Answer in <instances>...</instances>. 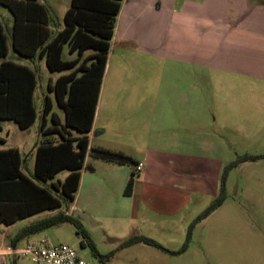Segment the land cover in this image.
I'll return each mask as SVG.
<instances>
[{"label":"crops","instance_id":"crops-1","mask_svg":"<svg viewBox=\"0 0 264 264\" xmlns=\"http://www.w3.org/2000/svg\"><path fill=\"white\" fill-rule=\"evenodd\" d=\"M5 1L0 3V23L7 38L8 54L0 58V66L10 61L36 73L34 105L44 78L49 92L43 93L44 102L49 97L55 107V94L50 87L82 65L78 74L81 77L94 63V51L80 56L77 51H70L69 44L63 47L62 59L78 60L75 69L51 72L46 58L40 56L42 46L64 31L65 15L73 0ZM260 2H121L114 18L107 66L88 138L90 148L122 152L137 165L142 164V169L95 159L89 152L75 201L64 204L66 211L63 207L51 211L52 217L59 213L74 217L78 212L85 227L92 217L101 219L109 210L112 212L122 198L131 201L132 213L157 227L156 236L135 233L129 238H149L162 247H156L162 253L174 252L167 245L174 233L186 230L200 210L220 196L222 175L231 163L229 147L237 144L232 136L240 140L242 136L259 134L264 128V0ZM35 47L34 57L20 55V51L32 53ZM1 133L2 128L0 143L6 144ZM36 145L29 155L18 147L0 151L18 149L23 159L22 171L32 178ZM133 173V192L126 196ZM257 184L262 189L257 204L264 205V174ZM50 185L51 182L46 186ZM226 191H232L229 178ZM235 195H241L240 185ZM251 206L256 215H264V206L259 210L254 204ZM243 207L241 199L232 204L226 200L203 222L221 220L212 230L222 231L225 239L234 231L239 249L245 252V236L254 224L248 222ZM132 246L140 247L141 253L152 258L159 257L150 250L154 246Z\"/></svg>","mask_w":264,"mask_h":264},{"label":"trees","instance_id":"trees-1","mask_svg":"<svg viewBox=\"0 0 264 264\" xmlns=\"http://www.w3.org/2000/svg\"><path fill=\"white\" fill-rule=\"evenodd\" d=\"M123 0H73L71 9L65 15L66 27L53 41L42 46L40 56L46 58L51 72H64L75 69L78 60L63 61V47L70 45V51H77L80 56L85 51L95 52L94 63L82 72L81 66L71 74L61 76L50 92L55 94L56 104L64 111L65 123L62 124L49 97L45 98L41 135L56 136L60 140L43 139L36 145V164L32 178L23 171V159L18 149L10 148L0 151V224L11 226L20 220L34 215L51 212L75 201L79 190L81 174L85 169L88 153L99 160L117 165L137 167V163L122 152L112 151L103 147L90 148L88 134L93 129L103 75L107 66L110 40L113 36L114 18L120 11ZM0 3H6L0 0ZM16 46V39H15ZM32 53L20 51V55L28 58ZM18 51V50H17ZM8 54L7 38L0 23V58ZM37 88V75L30 68L14 62H4L0 66V123L14 121L20 129L31 128L37 113L34 105V94ZM49 117L52 126H49ZM1 131V124H0ZM82 135L74 137L72 133ZM0 142L3 140L0 138ZM246 160L257 159L246 157ZM234 164L226 167L222 175L220 196L198 217L195 224L206 219L217 210L227 199L226 181L229 170ZM88 170H93L89 167ZM62 172H69L64 181L54 180ZM134 175L125 189V195L131 196L134 187ZM51 182V185L46 186ZM71 223L77 228L78 234L89 240L83 224L64 213L34 223L22 230L13 245L24 237L47 229ZM193 224L189 230L186 243L180 253L185 252L190 240ZM138 243L162 248L157 242L145 237H131L124 242L129 247Z\"/></svg>","mask_w":264,"mask_h":264},{"label":"rangeland","instance_id":"rangeland-1","mask_svg":"<svg viewBox=\"0 0 264 264\" xmlns=\"http://www.w3.org/2000/svg\"><path fill=\"white\" fill-rule=\"evenodd\" d=\"M254 4L261 3L260 0H253ZM39 86L35 99L37 109V121L27 130H22L14 121L1 122V136L6 140V144L0 143V149L9 147H18L22 153H29L43 139H53L56 136L44 137L40 132L42 121L44 97L43 93L49 94L46 81L44 78ZM43 84V83H42ZM52 97V96H51ZM53 98V97H52ZM54 113L58 115L62 124L65 123V114L62 109L55 103ZM264 123V119H263ZM49 126H52V119L49 117ZM74 135L82 134L74 132ZM233 141L237 140V144L229 147L231 163L227 165L234 166L229 170L227 179L232 184V191L227 192V202L232 204L234 200L241 199L244 209L246 210L247 219L250 224H254L253 229H249L245 236V252L237 245L238 237L235 232L231 231L225 239L222 231L212 230L221 220L208 219L195 224V221L202 215L207 208L214 202L212 201L205 208L200 210L199 214L189 224L186 230H177L174 233L173 240L167 245L168 253H162L156 247H152L159 257L152 258L145 253H141L140 247L124 246V242L135 233L157 235V227L151 222L146 223L141 215L132 213L129 204L131 201L119 199L118 207L105 213L104 217H92L84 227L89 235V240L77 232V228L71 223H63L59 226L47 229L45 231L24 237L13 245V241L17 239L18 234L28 225L48 219L52 217V213L44 212L37 216H33L25 221L19 222L14 226L7 227L0 224V264H33L29 259L23 258L15 254L16 249L23 248L28 241L39 242L47 240L53 244H67L74 248L78 254L92 262L93 264H264V215H256L251 204L259 210L263 207L259 202V193L262 192L257 179L264 174V128L262 132L256 135L242 136L240 140L238 136H232ZM93 139V138H92ZM94 143H98L93 139ZM246 157H256L257 159L246 160ZM67 172L59 174L55 181L64 180ZM240 185L241 195L236 196L235 190ZM264 204V200H262ZM62 210L66 211L67 206L64 205ZM118 211V212H117ZM117 215L115 216V213ZM74 219L80 221L79 213H75ZM222 218V217H221ZM207 219V218H206ZM176 224V223H175ZM194 225L191 234L190 243L185 252L180 253L184 247L189 230ZM165 250V249H164ZM241 251V252H240Z\"/></svg>","mask_w":264,"mask_h":264},{"label":"built area","instance_id":"built-area-1","mask_svg":"<svg viewBox=\"0 0 264 264\" xmlns=\"http://www.w3.org/2000/svg\"><path fill=\"white\" fill-rule=\"evenodd\" d=\"M142 164L136 167L141 171ZM15 254L29 259L33 264H93L82 258L78 252L67 244H53L47 240L39 242L28 241L21 248L16 249Z\"/></svg>","mask_w":264,"mask_h":264}]
</instances>
